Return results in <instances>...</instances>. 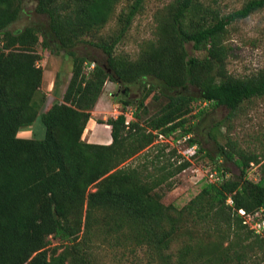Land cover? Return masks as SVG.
<instances>
[{"label":"trees","instance_id":"trees-1","mask_svg":"<svg viewBox=\"0 0 264 264\" xmlns=\"http://www.w3.org/2000/svg\"><path fill=\"white\" fill-rule=\"evenodd\" d=\"M27 1L36 3L45 23L11 30ZM121 1L0 0V264H84L77 242L93 234L147 246L158 264H254L255 250L264 256V236L244 224L239 211L264 208V176L258 182L248 179L251 163H260L257 156L243 154L236 161L239 175L227 176L224 160H234V154L218 144L213 167L222 171L220 180L204 184L183 209L164 204L158 189L192 162L178 155L183 162L175 171L160 161L151 174L125 165L151 149L160 134L192 135L188 144L199 146L198 124L187 119L196 102L234 115L245 103L264 98V70L238 77L224 67L229 27L263 10L264 0H248L228 14L202 0H172L159 22V53L137 60L117 49L146 0H128L118 31L102 34ZM188 44L205 57L191 56ZM38 46L73 62L63 101L44 114L36 101L44 82ZM108 81L143 86L146 93L129 124L126 108L132 102L126 95L123 112L102 122L112 127L110 144L89 143L83 139L85 126ZM153 93L155 102H167L141 126L140 111H146ZM37 126L45 129L43 139L36 132L23 136ZM213 224V236L193 238L189 225ZM51 238L59 244L50 247ZM176 241L181 242L175 251Z\"/></svg>","mask_w":264,"mask_h":264},{"label":"rangeland","instance_id":"rangeland-1","mask_svg":"<svg viewBox=\"0 0 264 264\" xmlns=\"http://www.w3.org/2000/svg\"><path fill=\"white\" fill-rule=\"evenodd\" d=\"M128 0H122L117 6L113 16L105 25L102 34L112 36L118 31V17ZM172 0H146L143 13L137 16L128 34L119 45L117 53L123 54L132 60H137L144 53L156 56L160 46L159 22L164 14V8ZM205 4L220 8L223 13H231L242 8L248 0H202ZM36 3L27 1L24 4V13L21 19L12 26L11 30H20L30 23L44 24L45 17L35 12ZM229 35L226 40L229 53L224 62L225 69L233 76H246L264 70V9L254 13L246 20L237 21L229 27ZM1 41V39H0ZM191 56L204 58L206 52L196 51L193 44L187 45ZM83 52L84 48H80ZM90 53L99 60L103 56L92 49ZM42 55L38 62L44 70V82L36 101L41 106V113L48 110L57 103L63 101V95L72 77V59L63 54L52 53L50 50L37 47ZM89 71V70H88ZM148 82H153L149 80ZM143 86L131 85L120 87L108 81L104 92L100 97L92 117L85 126L83 139L86 142L96 140L94 137L101 135L102 126L109 118L118 117L124 110L120 103L124 95L132 102L126 108L127 120H134L133 113L137 111L139 100L145 95ZM154 93L146 101V111H140L139 123L146 126L147 120L160 109L162 104L167 102L162 98L160 104L153 100ZM204 113L197 117L200 111ZM189 124H198L195 127V138L202 151L198 153L193 163H190L183 172L178 173L169 181L164 183L158 190L163 193L162 202L166 205H175L179 209L187 206L201 191L204 184L208 182L206 170H210L219 158L218 146L234 154V160H224L229 175H239L240 170L237 162L243 154L246 156H257L260 163H251L248 169V179L258 182L264 176V98L255 99L245 103L241 110L234 115L225 107L215 108L202 102L193 104V111L187 117ZM222 122V126L215 129V126ZM39 133V139L45 136V129L34 127L32 131L24 133L23 136H33ZM94 136V137H93ZM168 140V141H167ZM181 141L179 147L178 142ZM219 144V145H218ZM188 145L184 138L176 139L175 135L167 136L162 140L159 136L151 149H146L140 155L128 161L125 166L140 167L146 174L154 173L156 165L170 162L172 171H175L181 161L178 155L179 150H184ZM173 154V159L170 156ZM160 156V159H157ZM169 160V161H168ZM155 163L153 165V163ZM169 164V163H168ZM171 168V167H170ZM92 188L91 191H95ZM86 208V207H85ZM192 226V234L195 239H207L208 234H214L215 226L189 225ZM211 229V230H210ZM225 225L222 231L226 233ZM184 236V234H182ZM59 241L51 238V246L58 245ZM181 241L174 242L173 249L176 251ZM228 242H225L227 246ZM62 251V250H60ZM78 257L84 264H158L153 261L152 251L147 246H138L133 241H126L111 237H103L93 234L92 237H82L77 242ZM253 257L254 264H264L263 254L255 250Z\"/></svg>","mask_w":264,"mask_h":264},{"label":"built area","instance_id":"built-area-1","mask_svg":"<svg viewBox=\"0 0 264 264\" xmlns=\"http://www.w3.org/2000/svg\"><path fill=\"white\" fill-rule=\"evenodd\" d=\"M94 67V64L91 65L90 70ZM130 122L127 120V124ZM159 137L164 140L167 137L163 134H160ZM192 137V135L184 137V142L188 143V140ZM168 141V140H167ZM178 147L181 141L178 142ZM177 150L179 154L183 157L184 160H188L193 163L194 156L198 155L199 146L197 144L187 145L184 150ZM222 162V160H221ZM222 171L217 168L212 167L210 170H206V178L209 182H217L220 180V174ZM229 176V173H227ZM232 203L231 199L228 201ZM239 213L244 219V224L248 225L249 228L257 235L264 236V208L256 211L255 213H247L245 210H240Z\"/></svg>","mask_w":264,"mask_h":264},{"label":"crops","instance_id":"crops-1","mask_svg":"<svg viewBox=\"0 0 264 264\" xmlns=\"http://www.w3.org/2000/svg\"><path fill=\"white\" fill-rule=\"evenodd\" d=\"M114 118H116V117H114ZM101 126H102V130H100V131H102L101 132L102 134L99 135L98 137L93 136L96 140H91L89 143L110 144L112 142V136H111L112 127L109 126L108 124H104ZM24 137H30V136H24Z\"/></svg>","mask_w":264,"mask_h":264}]
</instances>
